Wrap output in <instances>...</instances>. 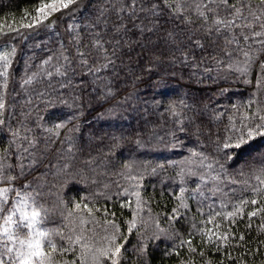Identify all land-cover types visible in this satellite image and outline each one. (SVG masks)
I'll return each instance as SVG.
<instances>
[{"label":"trees","instance_id":"obj_1","mask_svg":"<svg viewBox=\"0 0 264 264\" xmlns=\"http://www.w3.org/2000/svg\"><path fill=\"white\" fill-rule=\"evenodd\" d=\"M40 3L0 0V164L45 227L95 247L115 221L119 264H264V135L247 136L264 123V4L231 0L237 20L221 0H75L22 27Z\"/></svg>","mask_w":264,"mask_h":264},{"label":"snow or ice","instance_id":"obj_2","mask_svg":"<svg viewBox=\"0 0 264 264\" xmlns=\"http://www.w3.org/2000/svg\"><path fill=\"white\" fill-rule=\"evenodd\" d=\"M136 2L137 0H131L129 7H134ZM73 3H75V0H47V2L41 0V3L35 9L36 15L31 18L30 22L22 24V27L33 28L39 26L44 21L49 20V17L54 13L61 11V9H67ZM221 3L234 9L232 15L235 19L241 18V9L236 8L231 3V0H221ZM260 3L264 4V0H260ZM196 10L198 15L205 17V10H201V5H197ZM207 11H211V9H207ZM249 14L254 15L251 12ZM256 19H259V17H256ZM213 23L217 31L220 30L219 26L221 25L225 29L236 27L234 20L215 19ZM248 26L245 25V27ZM9 55H0V61L3 62V70H0V77L8 74ZM261 68L264 69V63L261 64ZM4 107L5 104L0 99V109ZM259 119L264 121V116L259 117ZM57 127H60V125H57ZM260 129H264V123L257 125L256 128H250L247 133L248 138L251 139L254 134L264 135V132H261ZM239 146L240 144L238 143L236 147ZM13 180L14 177L6 175L4 166L0 164V182H5L6 184V186L0 187V264H77L76 260H62V256L72 250V245H77L82 249L81 256L78 257L80 264H84V256L89 254L92 257L93 264H119L122 248L124 247L123 240L127 239V237L122 236L120 228L115 221H105L107 225L112 227V231L101 237V240L104 241L101 246L94 247L93 243L85 240L83 236H76L75 238L68 236L65 238L62 232L43 227L47 219V209L37 204L32 194L14 191ZM10 193L14 194L10 195ZM248 203V201H241L243 206ZM256 203L255 199L251 200V204L255 205ZM79 209H81V205H75V210ZM83 210L92 215V210L87 205L83 206ZM241 211L242 207L236 206L233 211H229L226 214L217 213V215H223L225 219H228L236 217ZM260 211H264V209ZM71 215L72 211H69V216ZM248 215L255 217L257 212L250 211ZM80 222L84 223L85 221L81 219ZM209 223H212V221L210 220ZM131 227H135V224L133 223ZM215 227L219 229L220 226L217 224ZM261 227L264 228V224ZM105 232L107 233V229H105ZM205 235L209 241L213 236L217 240L227 239L226 234H217L212 229H208ZM56 237L67 243L69 247H64L63 244L58 243L55 239ZM191 250L195 251V249Z\"/></svg>","mask_w":264,"mask_h":264},{"label":"rangeland","instance_id":"obj_3","mask_svg":"<svg viewBox=\"0 0 264 264\" xmlns=\"http://www.w3.org/2000/svg\"><path fill=\"white\" fill-rule=\"evenodd\" d=\"M0 187H4V186H0ZM14 188V191H20V192H26L29 193L26 189H19V188ZM14 193H10V195H13ZM31 194V193H30ZM31 202V201H30ZM43 227H45V225L43 224ZM46 228V227H45ZM47 229V228H46Z\"/></svg>","mask_w":264,"mask_h":264}]
</instances>
